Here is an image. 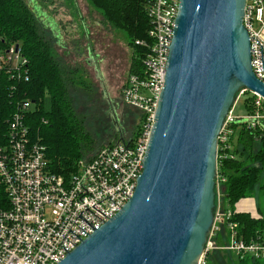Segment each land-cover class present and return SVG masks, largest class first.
Returning <instances> with one entry per match:
<instances>
[{"label": "built area", "instance_id": "2783aa9c", "mask_svg": "<svg viewBox=\"0 0 264 264\" xmlns=\"http://www.w3.org/2000/svg\"><path fill=\"white\" fill-rule=\"evenodd\" d=\"M179 6L180 0L146 3L149 28L144 39L135 41L146 49L141 69L126 71L121 87L123 102L142 113L137 134L79 160L77 170L67 178L50 170L46 146L32 126L37 103L20 87L30 79L21 43L0 48V88L4 85L13 100L8 116L0 118V184L7 198V207H0V264H57L132 196L143 171ZM242 22L249 35L252 72L264 83V0H245ZM253 95L255 112L239 115L231 107L217 136L216 206L197 264H206V254L215 248L264 258V243L245 242L238 237L236 223L228 221L233 211L224 207L225 177L218 173L220 161L231 155L234 124L256 127L264 134V98ZM46 122L41 117L40 123ZM223 224L228 240L217 246Z\"/></svg>", "mask_w": 264, "mask_h": 264}, {"label": "water", "instance_id": "95a60500", "mask_svg": "<svg viewBox=\"0 0 264 264\" xmlns=\"http://www.w3.org/2000/svg\"><path fill=\"white\" fill-rule=\"evenodd\" d=\"M244 6L180 0L135 190L57 264L198 263L216 206L219 130L241 89L264 98L250 65Z\"/></svg>", "mask_w": 264, "mask_h": 264}, {"label": "trees", "instance_id": "16d2710c", "mask_svg": "<svg viewBox=\"0 0 264 264\" xmlns=\"http://www.w3.org/2000/svg\"><path fill=\"white\" fill-rule=\"evenodd\" d=\"M87 1L101 13L111 27L125 32L132 49L127 73L140 70L146 49L137 45L135 41L144 39L149 28V20L145 12L147 0ZM33 11L26 0H0V48L12 42L21 43L23 54L28 59L30 79L20 87L22 93L27 92L26 97L34 99L37 103V110L32 112V126L46 146V158L50 170L67 178L77 170L78 161L90 157L87 153L93 149V139L73 108L72 96L79 92L84 80L76 76V68L61 61L53 45L54 37L46 33ZM250 94L243 99L247 113L255 112L256 108L251 102L255 96ZM45 96L50 98L51 106L48 110L44 109ZM12 103L13 100L8 97L4 85L1 86V119L7 117L13 109ZM135 111L136 126L130 136L137 134L142 118V113L137 109ZM41 117L47 122L40 123ZM233 128L230 137L231 155L218 164V173L225 177L222 184L224 207L233 211L228 221L236 223L238 237L245 242L254 240L264 243V217L262 215L254 217L249 212L235 210L236 203L240 199L252 197L259 190L264 192V134L259 128H247L239 123L234 124ZM0 207H7L2 184H0ZM227 240L228 229L227 225L223 224L216 238V245L221 246L227 243ZM217 249L219 250L215 248L206 254V262L215 258L212 256ZM223 251L227 254L224 258H227L228 263L260 264L261 261L252 256L240 257L232 251ZM222 259L217 264H225Z\"/></svg>", "mask_w": 264, "mask_h": 264}, {"label": "rangeland", "instance_id": "374dc122", "mask_svg": "<svg viewBox=\"0 0 264 264\" xmlns=\"http://www.w3.org/2000/svg\"><path fill=\"white\" fill-rule=\"evenodd\" d=\"M26 2L37 14L46 33L54 37L53 45L61 61L76 68V76L84 80L72 100L76 115L93 139V149L87 156L93 157L102 146L117 141L120 134L128 138L136 126L137 113L121 97V87L132 56L125 32L111 27L87 0ZM250 93L246 89L237 92L232 105L235 113H247L243 99ZM109 104L114 108L116 126ZM50 106V98L45 96L44 109L48 110ZM248 208L254 217H264V192H256ZM233 258L235 261L234 255ZM219 261L217 256L207 260L206 264ZM225 264L232 263L226 261Z\"/></svg>", "mask_w": 264, "mask_h": 264}, {"label": "crops", "instance_id": "0c3cea01", "mask_svg": "<svg viewBox=\"0 0 264 264\" xmlns=\"http://www.w3.org/2000/svg\"><path fill=\"white\" fill-rule=\"evenodd\" d=\"M250 200H252V197H247V198H242L240 199L235 206V210L238 212H249L251 215H253V213H251L250 209L248 208V203L250 202ZM255 215V214H254ZM253 215V216H254ZM224 249H217V252L214 253V255L212 257H219L220 260L222 259V262H226L227 258H224V256L227 257V254L225 251H223ZM225 252V253H224ZM232 253V252H231ZM233 254V253H232ZM231 254V255H232ZM260 264H264V258H260Z\"/></svg>", "mask_w": 264, "mask_h": 264}, {"label": "flooded vegetation", "instance_id": "af4514ba", "mask_svg": "<svg viewBox=\"0 0 264 264\" xmlns=\"http://www.w3.org/2000/svg\"><path fill=\"white\" fill-rule=\"evenodd\" d=\"M109 105H110V113H111V116L114 118V123L116 126L117 125V119H115L114 108H113L112 104H109Z\"/></svg>", "mask_w": 264, "mask_h": 264}]
</instances>
